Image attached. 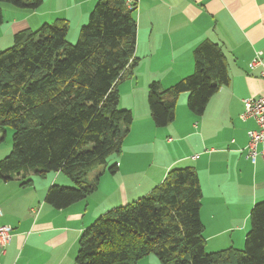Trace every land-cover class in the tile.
I'll return each mask as SVG.
<instances>
[{
    "label": "trees",
    "instance_id": "1",
    "mask_svg": "<svg viewBox=\"0 0 264 264\" xmlns=\"http://www.w3.org/2000/svg\"><path fill=\"white\" fill-rule=\"evenodd\" d=\"M0 3L35 11L43 1ZM136 11L135 0H98L74 45L67 42L64 20L14 33L13 46L0 51V135L7 127L13 131L11 150L0 161V179H15L27 188L32 181L26 172L41 178L64 175L71 186L53 183L44 196L55 210L96 191L98 178L88 175L121 152L133 121L130 110L118 108L117 86L136 63ZM192 59V74L176 84L166 89L149 84L147 106L156 128L173 123L181 94H187L188 110L201 116L211 97L229 85L218 44L203 41ZM201 197L194 169L169 170L149 194L86 227L78 237L74 264H137L148 256L160 264H264V201L250 210L242 249L207 253Z\"/></svg>",
    "mask_w": 264,
    "mask_h": 264
},
{
    "label": "crops",
    "instance_id": "2",
    "mask_svg": "<svg viewBox=\"0 0 264 264\" xmlns=\"http://www.w3.org/2000/svg\"><path fill=\"white\" fill-rule=\"evenodd\" d=\"M42 1L35 11L15 14L5 28L3 21L0 39L8 34L13 38L23 28L32 30L33 17H39L36 26L60 18L68 24L67 36L71 31L78 36L98 0ZM135 1L136 63L117 88L118 108L133 115L121 152L90 178H98L95 200L91 195L64 210L44 201L60 173L39 190L33 179L27 188L15 179H0V226L11 229L9 242L0 249V264H74L78 237L95 219L149 194L169 170L185 167L194 169L199 179L205 251L243 248L250 210L264 201V144L257 146L252 162L248 133L257 125L251 118L241 119L243 101L264 96L261 68L249 67L256 53L264 57V0ZM46 3L59 12H42ZM203 41L221 47L229 85L211 97L201 116L188 110L187 94H181L173 123L156 128L146 102L149 84L166 89L191 75L192 51ZM4 145L0 161L11 150V142ZM137 264L160 263L148 256Z\"/></svg>",
    "mask_w": 264,
    "mask_h": 264
},
{
    "label": "rangeland",
    "instance_id": "3",
    "mask_svg": "<svg viewBox=\"0 0 264 264\" xmlns=\"http://www.w3.org/2000/svg\"><path fill=\"white\" fill-rule=\"evenodd\" d=\"M0 9L2 10V12L4 14V19H3L4 25H3V28H5L6 26L9 25L10 20L13 17H15V14H20V12H22V10L23 11L30 12L29 10L14 8L12 5H9V4H6V3H0ZM41 11L44 12V13H48V14H56V13L59 12L56 9H51V5L49 3H46L44 5V7L41 8ZM38 12H40V11H38ZM32 19L35 21V23L33 25L32 30L30 29L31 31H37L43 24H46V23H41L39 26H36V23L39 20V17H33ZM58 20H61V19L60 18H57V20H54L55 23H59ZM47 24L52 25L53 22H49ZM77 39H78L77 34H73L72 31L67 36V42L70 45H74L77 42ZM12 46H13V38H12V35L8 34L7 36H4L3 38L0 39V51H3L5 49H8V48H10ZM124 82L125 81L123 80L118 85L120 86ZM117 88H118V86H117ZM146 102H147V98H146ZM12 134H13V131H12L11 128H8V127L5 128L4 135H0V146H5L4 145L5 142H9V143L12 142ZM122 147H123V142L121 143V150H122ZM116 155L117 154H111V155H109V157L107 158V160L109 158H112L113 156H116ZM102 167L103 166H99V167L95 168V170L88 175V178L90 179L96 172H98L99 170H101ZM108 175L112 177L111 174H108ZM55 176H56L55 173H49V174L46 175L45 178H41V177L35 175V176H27V179H30V180L33 179L34 186H35L34 188H36L37 190H39L47 182H49L52 178H55ZM61 181L66 182L67 184L66 185H62ZM54 183H55V185L64 186V187H70L71 186L70 181L64 175H62V174L60 175V178H58V180L56 182H54ZM95 192L96 191H94V193L91 194V195H94V200L96 198V193ZM91 195H89V196H91ZM129 203H131V202H129Z\"/></svg>",
    "mask_w": 264,
    "mask_h": 264
},
{
    "label": "built area",
    "instance_id": "4",
    "mask_svg": "<svg viewBox=\"0 0 264 264\" xmlns=\"http://www.w3.org/2000/svg\"><path fill=\"white\" fill-rule=\"evenodd\" d=\"M250 69L261 68L260 77L264 80V57L262 52L256 53L254 59L249 65ZM244 113L242 120L251 118L257 125V130L248 133L249 142L247 145L248 157L254 162L257 154L256 149L260 144H264V96L257 99L249 98L243 101ZM264 158V150L260 152ZM1 216V211H0ZM11 229L7 226H0V249L3 250L9 242V233Z\"/></svg>",
    "mask_w": 264,
    "mask_h": 264
}]
</instances>
